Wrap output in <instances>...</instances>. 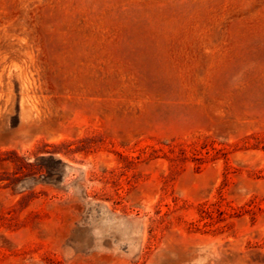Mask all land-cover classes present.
<instances>
[{
	"label": "rangeland",
	"instance_id": "374dc122",
	"mask_svg": "<svg viewBox=\"0 0 264 264\" xmlns=\"http://www.w3.org/2000/svg\"><path fill=\"white\" fill-rule=\"evenodd\" d=\"M0 264H264V0H0Z\"/></svg>",
	"mask_w": 264,
	"mask_h": 264
}]
</instances>
